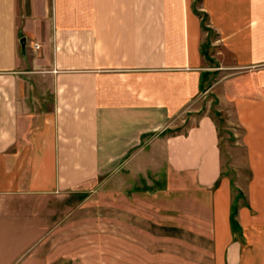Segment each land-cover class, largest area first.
<instances>
[{
  "label": "crops",
  "instance_id": "1",
  "mask_svg": "<svg viewBox=\"0 0 264 264\" xmlns=\"http://www.w3.org/2000/svg\"><path fill=\"white\" fill-rule=\"evenodd\" d=\"M210 29L235 61L219 94L246 164L234 186L215 119L181 127L212 73ZM156 148L168 171L213 192L208 233L174 236L189 253L171 263L207 264L206 235L208 264H264V0H0V264H91L77 255L91 244L76 243L85 215L73 208L103 173L133 170ZM152 237L116 244L115 263L134 264L137 249L156 264ZM99 250L108 264V245Z\"/></svg>",
  "mask_w": 264,
  "mask_h": 264
},
{
  "label": "rangeland",
  "instance_id": "2",
  "mask_svg": "<svg viewBox=\"0 0 264 264\" xmlns=\"http://www.w3.org/2000/svg\"><path fill=\"white\" fill-rule=\"evenodd\" d=\"M205 36L212 41L211 46L207 48L211 55L212 73L206 77V89H203V93L192 102L189 111L183 113L182 117L187 120L181 127L186 129L196 124L200 116L210 114L219 126L223 170L235 181L240 170L246 168V164L241 161L243 155L237 148L239 145L234 138L238 128L234 122H228L229 114L225 107L224 110L221 109L223 106L219 101V94L225 93L222 86H225L227 80L236 72L235 61L227 54L214 30L210 29ZM214 85L215 87L210 89ZM32 93L30 92L28 96L29 100L35 102L31 103L32 109H42L35 99L39 92ZM38 98L41 101V96ZM218 111L221 115L217 114ZM157 148L156 153L149 150L133 170L119 169L103 173L85 202L76 203L73 209L85 215L84 218L73 220L76 243L91 244L90 251H77L79 257H82V254L88 255L86 262L90 260L91 264H101L99 245L106 243L109 248L107 262L116 264L117 255L122 253L116 250V244H124L126 247V244L135 243L137 248L142 249L153 242L152 235L155 234L156 264H172V259L174 263L180 258V254L188 256L189 253L177 249L174 236H181L189 243H194L196 240L194 230L188 231L189 228L202 226L205 233H208L213 216L212 190L199 187L191 173L168 171L164 166L163 155L158 153L161 150ZM64 209V206H61V210ZM165 211H174L176 214L165 215ZM136 213L140 218L132 219L131 216L134 214L136 217ZM165 218L177 224L174 226L176 230L173 227L171 231L173 234L171 238L163 237L162 224L166 222ZM204 236L206 254L204 257L208 264L207 259L212 256L211 241L208 236ZM163 243H167V252H164ZM133 253L136 255L134 264H143L146 252L136 249ZM165 256L167 260H164ZM79 262L83 264L82 260Z\"/></svg>",
  "mask_w": 264,
  "mask_h": 264
},
{
  "label": "trees",
  "instance_id": "3",
  "mask_svg": "<svg viewBox=\"0 0 264 264\" xmlns=\"http://www.w3.org/2000/svg\"><path fill=\"white\" fill-rule=\"evenodd\" d=\"M217 114H218V115H221L220 111H218ZM174 131H175L174 129H167V130H165L164 132H162V134L173 133ZM224 173H225L224 170H222V174H224ZM219 181H220V179L216 182L215 187L218 186ZM232 184H233V186H234V180H232ZM233 209L235 210L234 207H233ZM233 214H234V212H233ZM234 226L236 227V225H234V222H233V227H234Z\"/></svg>",
  "mask_w": 264,
  "mask_h": 264
},
{
  "label": "water",
  "instance_id": "4",
  "mask_svg": "<svg viewBox=\"0 0 264 264\" xmlns=\"http://www.w3.org/2000/svg\"><path fill=\"white\" fill-rule=\"evenodd\" d=\"M22 49H23V52L25 51V38H22Z\"/></svg>",
  "mask_w": 264,
  "mask_h": 264
}]
</instances>
